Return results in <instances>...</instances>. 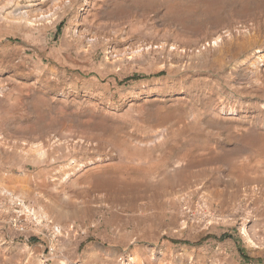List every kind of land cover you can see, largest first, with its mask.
<instances>
[{"label": "rangeland", "instance_id": "obj_1", "mask_svg": "<svg viewBox=\"0 0 264 264\" xmlns=\"http://www.w3.org/2000/svg\"><path fill=\"white\" fill-rule=\"evenodd\" d=\"M19 4L57 14L0 23V264H264V0Z\"/></svg>", "mask_w": 264, "mask_h": 264}, {"label": "bare ground", "instance_id": "obj_2", "mask_svg": "<svg viewBox=\"0 0 264 264\" xmlns=\"http://www.w3.org/2000/svg\"><path fill=\"white\" fill-rule=\"evenodd\" d=\"M31 1V0H28ZM11 4L9 3V5H6L2 11H0V23L5 26L8 27L10 29L16 30V29H24V30H35L37 28L38 23H42V22H48L50 24L51 21H53V19L55 18L56 14L53 12L50 13H42L40 14L38 17L37 15L31 14L30 12H23V11H19L17 10V8H19L18 6L19 4V0H12L10 1ZM15 7V10L10 11V9L12 7ZM55 20V19H54ZM220 39V38H218ZM264 58V54H262L261 50H256L255 53L253 54V60L249 61V63L251 64V67L257 66V63L262 60ZM248 63V64H249ZM2 81H0V88L2 87ZM2 104V103H1ZM6 105V104H5ZM6 151V150H5ZM44 154V153H43ZM80 166L82 164H79ZM83 167V165H82ZM66 173H64L65 175ZM63 175V176H64ZM18 199H14L13 203H16ZM22 208L24 210V212L27 214L29 219L35 220V227L38 230H45L44 227L47 228V226H45V224H41L44 223V220H51L49 219L47 216L40 214L37 210H35V208L30 207L28 205H25L24 203H22ZM53 222V221H52ZM53 226L57 227V236H60L63 234V229L58 226L57 224H55L53 222ZM55 238V237H52ZM188 263V262H187Z\"/></svg>", "mask_w": 264, "mask_h": 264}, {"label": "built area", "instance_id": "obj_3", "mask_svg": "<svg viewBox=\"0 0 264 264\" xmlns=\"http://www.w3.org/2000/svg\"><path fill=\"white\" fill-rule=\"evenodd\" d=\"M22 203H24L25 205H29V203H27L24 199H18L16 203H9V206H12V211H13V217L11 216V218H9V223L11 224L12 228L14 230L20 231V232H28L31 231L33 233H35L36 235H46L48 240H49V255L50 258H53V256H55V251L51 249V240L52 237H57L60 238L57 233V227L53 226V222L52 219L51 220H44V223L41 224H45L46 227H44V232H40L36 227H35V220L29 219L27 214L24 212L23 208H22ZM8 208H5L6 211H8ZM7 213V212H6ZM25 224V225H24ZM35 224V225H33ZM72 232V231H71ZM70 232V233H71ZM69 234V233H68ZM70 236V234H69ZM68 236V237H69Z\"/></svg>", "mask_w": 264, "mask_h": 264}]
</instances>
